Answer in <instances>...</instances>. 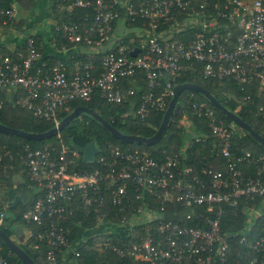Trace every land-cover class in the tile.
Wrapping results in <instances>:
<instances>
[{"label": "built area", "instance_id": "built-area-1", "mask_svg": "<svg viewBox=\"0 0 264 264\" xmlns=\"http://www.w3.org/2000/svg\"><path fill=\"white\" fill-rule=\"evenodd\" d=\"M53 4L58 11L54 36L64 46L71 45L74 53L66 62L47 65L34 39L26 37L12 56H0V109L12 101L56 128L71 103L89 102L97 95L112 106L136 100L129 115L136 125H144L151 112L166 109L174 80L197 65L202 80H229L238 92L246 91L244 101H249L247 92L255 85L261 103L254 116L264 121V0H53ZM15 11L14 4L0 8L2 25L7 26ZM77 12L79 18L60 21L62 15ZM126 82H137L139 88L127 87ZM185 104L180 120H204L208 134L196 136L194 142L209 135L217 141L210 152L223 160L222 171L210 165H185L183 151L159 162L145 151L110 143L95 156L93 170L75 171L79 153L59 134L57 146H22L26 178L41 192L21 215L25 224L38 228L25 230L24 240L45 247L47 264L57 263L56 254L79 256L85 240L70 238L86 235L88 230L80 228L89 217L94 225L111 227L113 223L103 221L107 206L117 209L118 227L126 226L130 233L140 225L144 235L137 243L110 245L105 240L96 245L99 252L143 264H226L228 237L219 230L221 218L225 209L236 211L241 201L264 199V164L257 165L264 157L233 155L230 139L235 126H226L212 107L191 96ZM4 159L11 161L12 156L0 144V163ZM242 166H253L255 173L245 176ZM174 205L185 214L165 219L167 208ZM3 215L0 211V225ZM262 227L264 232V222ZM251 248L262 257L255 255L248 264H264V234ZM0 264H8L6 257L0 255Z\"/></svg>", "mask_w": 264, "mask_h": 264}, {"label": "trees", "instance_id": "trees-1", "mask_svg": "<svg viewBox=\"0 0 264 264\" xmlns=\"http://www.w3.org/2000/svg\"><path fill=\"white\" fill-rule=\"evenodd\" d=\"M37 0H0V8L6 9L11 4H16L20 6L24 11H32ZM55 8V7H54ZM56 12V11H55ZM57 15V13H55ZM80 12L62 15L60 21L70 22L74 19L79 18ZM3 18H0V24L2 25ZM58 22V20H57ZM9 23H7L8 25ZM33 37V36H32ZM57 45L63 44L59 36L54 37ZM36 47L38 46V39L33 37ZM127 39H123L125 44ZM59 42V43H58ZM56 45V46H57ZM71 46V45H68ZM58 47V46H57ZM4 56H12V53H8ZM43 61L47 62V65H54L57 61H63L59 59L44 58ZM193 71H186L182 76L174 80V84L181 83H191L196 84L206 90L211 96H213L226 110L234 113L241 120L245 121L252 130H254L263 140H264V121L255 117V112L260 105L261 100L255 97V85L247 92L249 95V101H244L243 96L246 91L238 92L237 86L230 82L229 80L219 83L213 80H202L199 73V66L193 65ZM125 85L135 87L136 85L130 82H126ZM138 85V84H137ZM193 101H202L209 107L210 104L199 94L190 92L187 90L182 91L178 97L177 102L179 104V109L175 117H171L165 131V134H170V138L167 141L161 139L153 146L145 147L143 145L137 144H122L113 139L105 130H103L98 123L93 121L90 117L86 115H80L79 117L70 121V123L65 126L59 135L64 144L71 146L68 137L69 136H82L87 138L89 141H93L96 147L100 150L103 149L105 143H110L121 149H138L148 153L154 160L163 161L166 157H171L178 155L182 152V128L178 127L177 124L182 118L183 110L185 109L186 99ZM230 97V98H229ZM170 98H168L169 102ZM167 102V104H168ZM84 106L91 111L97 113L102 117L108 124L114 127L119 133L124 135H135L144 138L152 136L159 126L161 117L164 111L161 112H151L145 121L144 125H136L128 115L129 110L127 106H112L107 105L102 102L97 95L93 96L89 102H74L68 107V111L60 114V120L69 114L75 107ZM214 110V109H213ZM215 116L222 120L226 126L232 124L229 119H226L221 112L214 110ZM191 126L195 130L194 133L197 135L204 134L207 135V129L205 127V122L202 119L189 118ZM0 124L3 126L11 127L17 130H21L27 133H43L51 129V125L34 118L30 112L18 109L12 104V101L4 103L3 107L0 109ZM233 125V124H232ZM234 126V125H233ZM236 128V127H235ZM194 138H191L187 142L185 149L183 150L184 164L195 166L199 168L203 165H210L214 169L223 170L225 164L223 160L219 157H215L214 152H210L211 146L216 144L217 141L212 139L210 135L203 142H194ZM56 138H51L49 140H43L39 142H32L25 140L21 137L11 136L0 133V144L7 150L12 156L11 161L4 159L0 163V192L2 187V196L5 197V193L8 190H12L14 195L18 197V201L15 205L10 204L5 206L3 211V220L0 225V229L4 232L6 236L10 238V228L17 226L25 228V230L37 231L38 228L33 224H25L21 220V215L30 208L34 200L41 196V192L38 191L34 183L30 182L25 175L23 166L20 160V149L24 145H28L32 149L41 148L44 145L51 144L56 145ZM72 147V146H71ZM230 151L233 155H239L240 152H248L252 157L257 158L259 156L264 157V149H262L256 142H254L245 132L238 130L237 128L232 134L230 139ZM182 154V153H181ZM97 158V156H96ZM263 163H258V167ZM95 163L83 164L81 156L79 154L78 159L74 160L73 170L75 171H91L95 168ZM242 172L245 176H250L255 173L253 166H242ZM5 190V191H4ZM257 202V199H255ZM259 200V199H258ZM3 203V202H2ZM250 203L239 202L238 209L236 211L230 212L226 211L221 218L219 224V230L222 234L227 235L228 252L226 264H248L249 261L256 255L252 250L251 245L257 241L263 232L262 223L264 222V215L258 216L254 219L251 225L248 227L246 208ZM107 214L104 216L103 221L109 220L113 225L112 233L100 234L93 237H89L79 249V256L74 258L72 256L64 254H56L57 263L56 264H143L133 261L129 257L119 258L114 253L110 251L99 252L97 250V244H102L105 240H108L110 245H115L116 243H137L140 237H143V227L133 226L130 233H126L128 228L118 227L120 218L115 207L107 206ZM185 210L181 209L179 206L168 207L166 213H164V218L172 217L173 213H177L180 216L185 214ZM80 213L77 212L76 216L80 217ZM187 226L191 223L188 221H183ZM94 222L92 218H88L80 229L89 230L93 227ZM124 230V231H123ZM14 233V231H13ZM76 234V231H75ZM77 236V235H74ZM71 236L70 240L74 239ZM86 236V235H85ZM240 238H243L242 242ZM156 238H153V241ZM26 243L17 245L25 250L27 248H32L36 255L32 257L34 264H47L45 261V247L34 242L32 239H26ZM0 255L6 257L8 264H23L19 259H17L1 242L0 240ZM257 259L260 260L262 254L256 255ZM167 264V263H166Z\"/></svg>", "mask_w": 264, "mask_h": 264}, {"label": "water", "instance_id": "water-1", "mask_svg": "<svg viewBox=\"0 0 264 264\" xmlns=\"http://www.w3.org/2000/svg\"><path fill=\"white\" fill-rule=\"evenodd\" d=\"M136 51L137 50H134L130 53L132 57L135 55ZM184 90L201 95L214 110H218L219 112H221L222 115L226 119H229L238 130L245 132L254 142H256L262 149H264V140L254 130H252L245 121L241 120L234 113L226 110L213 96H211L202 87L191 83H181L172 86L171 97L166 106V109L163 112L159 126L156 129L155 133L148 138L135 135L121 134L114 127L108 124L97 113L91 111L90 109L84 106L75 107L69 114H67L60 120L56 128H51L43 133H27L11 127L3 126L1 124L0 133L21 137L25 140L32 142L49 140L60 134L62 129L67 126L70 121L79 117L80 115H86L90 117L93 121L98 123L100 127L105 130L117 142L122 144H137L149 147L155 145L161 139L167 141L170 138L171 135L165 134V131L167 129L170 118L175 117L177 115L179 109L177 97ZM68 140L71 146L76 150V152L80 154L83 164H92L94 162L95 156L99 153V149L96 147L93 141H89L87 138L82 136H69ZM4 198V203L6 204V206H9L10 204L15 205L16 202L19 200L17 196H14L12 190H8L5 193ZM14 233L20 234L17 240H19L18 243H21V240H23L24 235L21 234L20 229H15ZM0 240L6 246V248L23 264H34V262L32 261V257H34L36 253L32 248L22 250L15 242H13L8 236H6L1 229Z\"/></svg>", "mask_w": 264, "mask_h": 264}, {"label": "crops", "instance_id": "crops-1", "mask_svg": "<svg viewBox=\"0 0 264 264\" xmlns=\"http://www.w3.org/2000/svg\"><path fill=\"white\" fill-rule=\"evenodd\" d=\"M14 5L16 6V11L13 15L12 20L7 26L0 24V56L12 53L13 50L23 42L24 38L33 36L39 40V53L43 59L45 57H49L52 59L56 58L59 60L67 61L69 56L74 53V50L71 48V46L68 45H57V42L54 38L55 36L53 33V28L57 21V15L55 13H58V11L56 10V8H54L55 6L53 4V0H37V8L39 7V10L38 14L33 17L27 16L25 11L20 6H17L16 4ZM52 22H54V25ZM133 84L136 85L135 87L139 88L137 86V82H133ZM123 105L127 106L129 112L133 114V111L136 107V100L132 99L128 103ZM183 122L185 121H182V123ZM186 127V130L182 129V151L185 149L187 142H189L191 138L198 136L194 133L195 130L193 129L191 124L186 125ZM3 204L4 206H6L5 203ZM249 210L250 208L248 209L247 207L246 212H248V214L250 213ZM250 225L251 224H249L248 227ZM104 227L109 226H106L105 224H95L94 227H92L86 232L87 239L89 237L100 235L102 231H104ZM15 229H20L21 234L24 235L25 228L23 226L22 228L14 226L13 231ZM105 231L110 232L109 229H106ZM19 235V233H13V237L11 236L10 239L16 244H18L19 240L17 239Z\"/></svg>", "mask_w": 264, "mask_h": 264}, {"label": "rangeland", "instance_id": "rangeland-1", "mask_svg": "<svg viewBox=\"0 0 264 264\" xmlns=\"http://www.w3.org/2000/svg\"><path fill=\"white\" fill-rule=\"evenodd\" d=\"M38 10H39V7L37 8V3L35 2V5H34L33 10L31 12L28 11V10H26L25 13H26L27 16L33 17V16H35V15L38 14ZM52 23L54 25V22H52ZM47 28H48V26H47ZM128 37H131V35H128ZM188 124H191L190 123V120H187V122H183V123L181 121V122H179L178 127H182L183 130H186V128L188 127V126L186 127V125H188ZM231 125L232 124H229V126H231ZM4 201H5V198L2 196V187H1V192H0V205H1V209H5V206L3 204ZM254 201H256V200H254ZM254 201L250 202V204L248 205V209L250 208V210H249L250 213L248 214V212L245 211L246 216H247L248 225L251 224L254 221L253 220L254 218H257L258 216H263L264 215V199H259V200L257 199V202H254ZM13 229H14V227H11L9 229L10 230V233H11L10 237L11 236L13 237ZM106 229H109L110 232H113V229L112 228H110V227H104V231H102L101 234H105V232H109V231H105ZM83 232H85V231H83ZM75 237H77L78 240H85L86 241V239H87V236H85L84 233L82 235H80L79 237H78V235L77 236H74V238ZM24 243H26V242H25L24 237H23V240H21V244H24Z\"/></svg>", "mask_w": 264, "mask_h": 264}]
</instances>
